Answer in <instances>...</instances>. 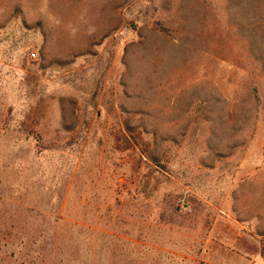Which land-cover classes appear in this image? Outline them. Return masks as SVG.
Masks as SVG:
<instances>
[{
    "label": "rangeland",
    "instance_id": "obj_1",
    "mask_svg": "<svg viewBox=\"0 0 264 264\" xmlns=\"http://www.w3.org/2000/svg\"><path fill=\"white\" fill-rule=\"evenodd\" d=\"M258 23L264 0H0V264H264Z\"/></svg>",
    "mask_w": 264,
    "mask_h": 264
},
{
    "label": "trees",
    "instance_id": "obj_2",
    "mask_svg": "<svg viewBox=\"0 0 264 264\" xmlns=\"http://www.w3.org/2000/svg\"><path fill=\"white\" fill-rule=\"evenodd\" d=\"M261 25L260 23L255 25L252 30V36L254 48H257V50L263 54L262 56L264 58V23L262 27H260ZM261 29H263V31H260Z\"/></svg>",
    "mask_w": 264,
    "mask_h": 264
},
{
    "label": "built area",
    "instance_id": "obj_3",
    "mask_svg": "<svg viewBox=\"0 0 264 264\" xmlns=\"http://www.w3.org/2000/svg\"><path fill=\"white\" fill-rule=\"evenodd\" d=\"M34 56V55H33Z\"/></svg>",
    "mask_w": 264,
    "mask_h": 264
}]
</instances>
